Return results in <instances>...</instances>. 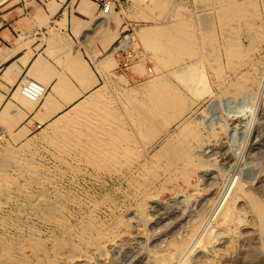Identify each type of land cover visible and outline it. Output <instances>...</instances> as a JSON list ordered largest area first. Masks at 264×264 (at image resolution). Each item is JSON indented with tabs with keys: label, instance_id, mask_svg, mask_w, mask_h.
Returning a JSON list of instances; mask_svg holds the SVG:
<instances>
[{
	"label": "rangeland",
	"instance_id": "rangeland-1",
	"mask_svg": "<svg viewBox=\"0 0 264 264\" xmlns=\"http://www.w3.org/2000/svg\"><path fill=\"white\" fill-rule=\"evenodd\" d=\"M179 1L112 13L141 61L139 76H105L103 104L95 93L28 138L0 135L6 264H264V0ZM194 62L208 97L177 78ZM99 228L113 241L97 250Z\"/></svg>",
	"mask_w": 264,
	"mask_h": 264
},
{
	"label": "crops",
	"instance_id": "crops-1",
	"mask_svg": "<svg viewBox=\"0 0 264 264\" xmlns=\"http://www.w3.org/2000/svg\"><path fill=\"white\" fill-rule=\"evenodd\" d=\"M118 25L114 16H101L94 0H18L7 6L0 14V135L13 131L28 138L99 89L115 70H108L107 51ZM124 74L135 77L134 69ZM25 78L48 87L41 102L20 95Z\"/></svg>",
	"mask_w": 264,
	"mask_h": 264
},
{
	"label": "built area",
	"instance_id": "built-area-1",
	"mask_svg": "<svg viewBox=\"0 0 264 264\" xmlns=\"http://www.w3.org/2000/svg\"><path fill=\"white\" fill-rule=\"evenodd\" d=\"M48 1V0H41ZM100 14L104 18H108L112 13L121 10L124 7V3L128 0H94ZM187 1V0H183ZM135 28L130 25L122 24L120 28V34L116 41L109 47V53L112 54L117 65L115 67L116 72L125 73L137 65L141 61L136 48L134 47L135 42ZM135 76H139L137 71H134ZM153 68L147 67V74H152ZM19 93L22 97L27 100L39 103L41 102L48 93V87L41 81L33 78H25L20 80L18 84ZM41 127V124L38 125Z\"/></svg>",
	"mask_w": 264,
	"mask_h": 264
},
{
	"label": "bare ground",
	"instance_id": "bare-ground-1",
	"mask_svg": "<svg viewBox=\"0 0 264 264\" xmlns=\"http://www.w3.org/2000/svg\"><path fill=\"white\" fill-rule=\"evenodd\" d=\"M3 1H5V0H0V4L3 2ZM189 3H190V1L189 0H187V1H183V0H181V1H179V2H176L175 4H174V7L175 8H177V9H180V10H185V9H188L189 8ZM174 8V9H175ZM151 35V34H150ZM147 41H149V40H147ZM263 42V41H262ZM261 43V42H260ZM262 44V43H261ZM112 55V54H111ZM138 65V64H137ZM201 65V64H200ZM200 65L199 64H197V63H195L194 62V64H192V65H188V66H186L185 68H183V69H179L178 71H177V73H176V75H177V78L184 84V85H186V86H188V88L192 91V93H193V95H195L196 96V98H204V97H208V95L210 94V90L211 89H209L210 87H209V85H208V82H207V77H206V72H204L201 68H200ZM142 66V65H141ZM138 67V66H137ZM204 69V68H203ZM257 77V76H256ZM157 84V83H156ZM158 85V84H157ZM246 85V84H245ZM153 86V85H152ZM99 89H97V90H95L92 94H95L97 91H98ZM91 94V95H92ZM97 94V93H96ZM88 98V97H87ZM201 100V99H200ZM94 102H96V103H104V99H103V94H97L95 97H94V99H93V103ZM92 103V104H93ZM102 103V104H103ZM95 104V103H94ZM106 105V104H105ZM87 106V105H86ZM86 106H84L83 108H85ZM88 109V108H87ZM84 111V110H83ZM83 113L82 112V109L81 110H78L77 112H75L74 113V117L75 116H78V115H80L79 113ZM85 112V111H84ZM92 116V115H91ZM89 118V117H88ZM77 119H79V116H78V118ZM81 119V118H80ZM75 120V119H74ZM71 121V120H70ZM77 121H79V120H77ZM90 121V120H89ZM96 121V120H95ZM76 123H78V122H76ZM82 123V122H81ZM61 126V125H60ZM71 127V126H70ZM75 128V127H74ZM190 129V128H189ZM196 135H197V133H195ZM158 158V157H157ZM165 164H169V162H165ZM153 166V165H152ZM172 166V165H171ZM168 168V167H167ZM152 169V168H151ZM164 169V168H163ZM154 173V172H153ZM154 175H156V174H154ZM158 176H159V174H158ZM239 189V188H238ZM230 207V206H229ZM259 210H260V206H259ZM264 210V209H263ZM228 213V212H227ZM227 213H225V215H227ZM258 213H261V211L259 212L258 211ZM263 214V213H262ZM228 215H234L233 213H231L230 214V212L228 213ZM237 217V216H236ZM228 218H230L229 216H228ZM226 222V221H225ZM85 229V228H84ZM94 230V229H93ZM90 230H88L87 232H89ZM93 233V232H92ZM90 234H91V232H90ZM210 234V233H209ZM90 235H86V238H93L94 236H95V238H97L96 239V241H94V239L92 240V241H94L93 243H92V245H93V247L95 248V249H99V247L104 243V242H107L109 239L110 240H112L113 239V237L112 238H110L109 236H111V235H109V233H105V232H101L100 231V228L99 229H97L96 230V232L94 231V233L92 234V236L93 237H89ZM116 237V236H115ZM89 240V239H88ZM113 241V240H112ZM108 243V242H107ZM88 244H90V243H88ZM7 246V245H6ZM6 246H4V249H3V253H2V255L0 256V264H6V261L8 260H6V258H9L8 257V255L10 254L9 253V249L6 247ZM67 246H69L70 248H72L73 246H72V244L71 245H67ZM79 247H80V245H79ZM92 247V246H91ZM74 248V247H73ZM76 249V248H75ZM75 249H74V251H75ZM80 249V248H79ZM102 249V248H101ZM73 250V249H72ZM77 251V250H76ZM24 252V251H23ZM26 252V251H25ZM28 252V251H27ZM86 252V251H85ZM100 252V251H99ZM28 253H31V252H28ZM76 253V252H75ZM27 254H25V256H26ZM34 255V254H33ZM73 255V254H72ZM75 255V257L77 258V260H88V258H89V254L87 253H84V252H77V254H74ZM101 255V254H100ZM23 256V255H22ZM55 256V255H54ZM19 257H21V256H19ZM73 257V256H72ZM91 257V256H90ZM104 257V256H103ZM23 258V257H22ZM21 258V259H22ZM25 258H27V257H25ZM28 258H29V256H28ZM35 258V257H34ZM33 258V259H34ZM56 257H47L46 259H45V257H44V259L45 260H42V261H35V263H32V259H31V262H30V264L32 263V264H56V259H55ZM58 258V257H57ZM74 258V257H73ZM76 258H74V259H76ZM39 259V258H38ZM25 260V259H24ZM27 260H29V259H27ZM60 260V259H59ZM58 260V261H59ZM93 261V260H92ZM8 262V261H7ZM20 262V261H19ZM18 262V263H19ZM28 262V261H27ZM23 264H25V262L23 263Z\"/></svg>",
	"mask_w": 264,
	"mask_h": 264
}]
</instances>
